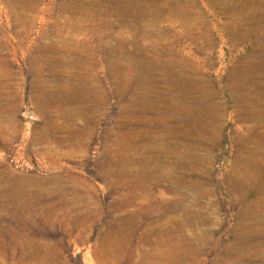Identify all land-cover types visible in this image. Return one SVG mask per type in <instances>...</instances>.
<instances>
[{
	"label": "rangeland",
	"instance_id": "374dc122",
	"mask_svg": "<svg viewBox=\"0 0 264 264\" xmlns=\"http://www.w3.org/2000/svg\"><path fill=\"white\" fill-rule=\"evenodd\" d=\"M260 90L264 0H0V264H264Z\"/></svg>",
	"mask_w": 264,
	"mask_h": 264
},
{
	"label": "bare ground",
	"instance_id": "6f19581e",
	"mask_svg": "<svg viewBox=\"0 0 264 264\" xmlns=\"http://www.w3.org/2000/svg\"><path fill=\"white\" fill-rule=\"evenodd\" d=\"M108 1V0H107ZM253 86V85H252ZM257 91H259V89L257 90ZM261 92H264V90H260ZM261 92H259L260 94H261ZM264 94V93H263ZM256 96L257 97H261L260 95H258V94H256ZM257 99V98H256ZM255 103V102H254ZM258 104H259V107H261L262 106V108H263V101H258ZM258 109V108H257ZM257 111V110H256ZM261 111H263V110H261ZM258 113H261V112H259L258 111ZM264 113V112H263ZM262 114V113H261ZM261 114H259L260 115V117H261V119L262 120H264V117H263V115H261ZM207 119V118H206ZM208 120V119H207ZM195 121V120H194ZM261 121V120H260ZM209 122V121H208ZM197 123H198V121H197ZM262 152V151H261ZM182 156V155H181ZM239 159V158H238ZM253 160V159H252ZM255 162V161H254ZM264 164V163H263Z\"/></svg>",
	"mask_w": 264,
	"mask_h": 264
}]
</instances>
